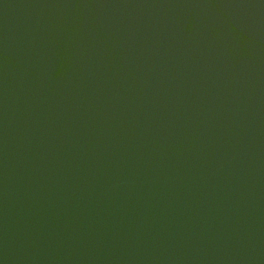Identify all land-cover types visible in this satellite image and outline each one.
I'll list each match as a JSON object with an SVG mask.
<instances>
[{
    "label": "water",
    "instance_id": "95a60500",
    "mask_svg": "<svg viewBox=\"0 0 264 264\" xmlns=\"http://www.w3.org/2000/svg\"><path fill=\"white\" fill-rule=\"evenodd\" d=\"M0 264H264V0H0Z\"/></svg>",
    "mask_w": 264,
    "mask_h": 264
}]
</instances>
